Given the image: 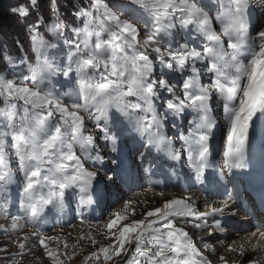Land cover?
<instances>
[{"label": "snow or ice", "instance_id": "6c2138e0", "mask_svg": "<svg viewBox=\"0 0 264 264\" xmlns=\"http://www.w3.org/2000/svg\"><path fill=\"white\" fill-rule=\"evenodd\" d=\"M8 11L25 40L14 54L0 44V215L11 220L0 224V264H20L33 242L35 264H65L84 239L93 250L82 264H229L211 241L240 214L228 173L251 166L254 133L264 140V0H74L72 23L56 0L50 18L40 0ZM161 150L183 179L174 167L158 172ZM112 186L121 196L109 203ZM259 207L248 247L227 245L232 264H264L250 258L264 252V194ZM77 210L82 224L104 222L105 242L82 233L69 250L61 234L45 235Z\"/></svg>", "mask_w": 264, "mask_h": 264}, {"label": "rangeland", "instance_id": "374dc122", "mask_svg": "<svg viewBox=\"0 0 264 264\" xmlns=\"http://www.w3.org/2000/svg\"><path fill=\"white\" fill-rule=\"evenodd\" d=\"M56 2L58 3L59 7H60V14L64 17L65 22L67 23H72L73 22V16H72V4L74 2V0H56ZM77 2L81 3L82 5H86L87 4V0H77ZM13 0H0V5L3 7V9L6 11V15H7V19H8V24H7V28L6 29H0V44L4 45L8 51L12 52L13 54L16 52V48H15V44L14 41H16L17 39H20L22 41L25 40V33H24V29L22 28V26L18 23L17 18L12 16L8 9L9 7L12 5ZM40 10H41V14L44 15L45 17H51V12H50V0H40ZM43 31V30H42ZM26 42V41H25ZM225 125H224V121H222L221 119H218V126L213 128V146L215 148H217L220 151V155H215L213 157V159L219 160L221 159L222 156V136H226V133L224 131ZM171 134V133H170ZM151 159L154 160V162L156 164L159 165V169L158 172H163V170L168 169V168H173L174 166H172V162L170 160H167L165 158V155L162 154V150H161V154H157L154 157H152ZM132 168L134 170H137L138 172V161H130ZM147 163V162H146ZM13 168H15V163L13 162ZM175 168V167H174ZM175 171L177 173H180L181 175V179H183V173L181 172L180 166L175 168ZM239 176V175H238ZM237 176V177H238ZM154 179L157 177H153ZM241 178V177H240ZM173 179H175L173 177ZM137 180H139V173L137 174ZM241 183L243 184V181L241 179ZM123 187V186H121ZM242 188V186H241ZM196 188H192L190 189V192L192 190H195ZM140 191L142 190H136L132 193H128L127 195H124V199H131L133 196L137 195ZM168 191H170L171 193H173L176 196H182V195H186L188 193H185L183 191H180L179 189L176 188H169ZM198 191V190H196ZM110 199H109V203L114 202L115 200H117L120 196H121V192L120 190L115 187L112 186L110 187ZM144 197L141 196V199H143ZM240 200H242L241 196H240ZM242 204L243 207L244 206V201L242 200ZM123 206V201H121L120 204L116 205V209H119ZM153 206H158V202L157 201H151L146 208H151ZM101 207H107V204H102ZM73 208H75V206H73ZM146 210V209H145ZM203 211V209H201ZM77 215L78 216V210L76 212L73 211H68V213L66 215L63 216V220L61 222L55 223V228L54 231H47L45 233L46 236H50V235H56V234H61L63 239H65L69 245V250H71V247L78 242L79 237L81 236L82 233L84 234H91L92 236L96 237L97 240H100L102 243L105 242L103 241V238L99 235H97L98 231H103V221H96V220H92L91 223L85 222V223H81L79 218L73 219V216ZM94 215L96 217H99L100 215V209L98 208L96 210V212L94 213ZM137 219L141 218L140 216L136 217ZM65 222H69V223H65ZM49 223H52V221L50 220ZM241 223L238 221V223H236V227H231V228H236V235L232 236L230 238V240L232 242H234L233 244L239 245V244H243L242 239H240L239 235L248 232V231H242V228H238V224ZM0 224H5L6 226H8L10 228L11 226V220L9 219H5L3 215H0ZM255 225H258V223L256 222ZM32 230L31 226H27L24 229V232H30ZM230 232V231H228ZM194 234H198V238L200 235H207V233H199V232H195ZM239 234V235H237ZM23 233L18 234V236H22ZM231 235V234H230ZM9 239V236L6 234H3L2 232H0V241H7ZM217 240H219V237L216 238ZM237 240V241H236ZM81 244V249H84V251L78 255L76 258H74L71 262H65V264H82V260H83V256L86 255L88 252L92 251L93 248L91 247L90 241L88 239H84L83 241H80ZM53 247H55V245H52ZM0 247H4L3 244H0ZM30 247H32L34 249V252L32 253H28L24 258L20 259V264H35V258L39 257L42 255V251L41 249L37 246V244L35 242H33ZM9 251L13 252V251H17V246L16 244H11L8 245ZM61 248H63V246L61 245ZM225 250H220L218 251L217 255H224ZM78 252H80V249H77ZM5 255V253L0 252V256ZM256 255H254L251 259H253ZM248 259L243 261V264H247ZM2 264H9L8 261H3ZM40 264H50V261L47 258H44L43 260L40 261ZM89 264H92V262L90 261Z\"/></svg>", "mask_w": 264, "mask_h": 264}, {"label": "bare ground", "instance_id": "6f19581e", "mask_svg": "<svg viewBox=\"0 0 264 264\" xmlns=\"http://www.w3.org/2000/svg\"><path fill=\"white\" fill-rule=\"evenodd\" d=\"M257 145H260L261 146V149L264 150V140H262V138L258 134H254L253 135L252 144L250 145V150H249L251 156H252L253 150L254 149L256 150ZM172 166H174L175 168L179 167L178 164H175V165L172 164ZM250 167L253 168L254 167V163H252ZM250 167L249 166H245L244 168L235 169L233 172L228 173V177H227V178H229L232 181V183L236 187V194H237V196L239 198L238 201H237V206L240 208V214L237 215L231 221H229V223H231L232 227H236L234 225H236V223H238V221L241 222L237 226H238L239 229L242 228L241 229L242 231H245L247 229H252L253 225H255L256 222L258 224L260 222V216H259V212L257 210H256V213L257 214L256 215H252L250 217L249 216H246L244 214L245 212H251L252 209L244 208L243 207V204H242V200H240V196L242 195V188H241L242 183H241V178L240 177ZM231 187H232V184H229V189H231ZM196 190H198V189L196 188L195 190H192L190 193L195 194V193L198 192ZM167 195H174V194L171 193L170 191H168L167 192ZM233 211H235V210H233ZM235 230H237V229L236 228L235 229L234 228H231V229H229L230 232H228L226 236H224V235H218L217 237H219V240H217L216 239L217 237H216V238H214L211 241V243H213V244H223L224 245V247L221 248V249H219L218 251L226 249L224 255H221V256H224L229 261V264H232V261H234V260H239V257H237V255L235 253H231V252H229L227 250V245L234 243V242H232L230 240V238L232 236H235L236 235V231ZM189 231L191 232L193 230L190 228ZM194 235L198 239V237H197L198 234H194ZM237 235H239V234H237ZM249 235H250V232L249 231L248 232H245V233H243L241 235H239L240 236L239 238L242 239V240H244L243 241V244H244V246L246 248L248 247L247 240H248ZM218 256H220V255H218ZM252 257L253 256H251L250 258H252ZM213 259H215V258H213ZM246 259H248L247 255H246V258L244 260H246ZM253 259L254 260H258V261H264V252H261L260 255H256Z\"/></svg>", "mask_w": 264, "mask_h": 264}, {"label": "trees", "instance_id": "16d2710c", "mask_svg": "<svg viewBox=\"0 0 264 264\" xmlns=\"http://www.w3.org/2000/svg\"><path fill=\"white\" fill-rule=\"evenodd\" d=\"M5 12L6 11L0 5V29H6L7 28L8 19H7V15Z\"/></svg>", "mask_w": 264, "mask_h": 264}]
</instances>
